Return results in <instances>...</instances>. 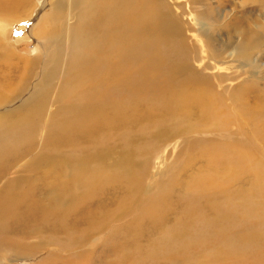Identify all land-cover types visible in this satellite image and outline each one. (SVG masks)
I'll list each match as a JSON object with an SVG mask.
<instances>
[{"label": "bare ground", "instance_id": "obj_1", "mask_svg": "<svg viewBox=\"0 0 264 264\" xmlns=\"http://www.w3.org/2000/svg\"><path fill=\"white\" fill-rule=\"evenodd\" d=\"M30 3L0 0V12L14 20V12ZM170 3L168 7L164 0H47L44 7L49 13L35 36L36 55L20 58L3 50L0 245L5 249L30 258L35 246L28 241L40 232H49L54 240L62 238L66 250L75 249L89 242L94 231L131 213L136 214L132 222L107 238L103 254L90 249L93 258L80 253L75 262L264 264V193L261 199L258 195L263 184L256 183L252 191L234 199L228 192L233 182L228 178L230 167L258 164L263 169L244 145L229 140L206 144L202 156L208 165L177 199L170 190L180 180L179 172L144 204L139 203L143 191L139 178L134 177L136 185L106 172L102 153L112 135L129 128L135 111L158 121L152 105L162 103L178 122L204 120L201 114L213 106L211 117L227 122L209 76L194 77L182 40L174 41L181 37V9L193 12L195 7L190 0ZM187 75L196 87L178 95L179 77ZM58 77V84H53ZM51 88L64 92L58 95L59 107L48 113ZM195 101L203 102L200 112ZM132 167L128 160L126 169ZM40 264L53 263L46 258Z\"/></svg>", "mask_w": 264, "mask_h": 264}, {"label": "rangeland", "instance_id": "obj_2", "mask_svg": "<svg viewBox=\"0 0 264 264\" xmlns=\"http://www.w3.org/2000/svg\"><path fill=\"white\" fill-rule=\"evenodd\" d=\"M46 1L31 0L29 7H20L14 12V20L0 12V56L4 49L15 52L20 58L31 59L36 55L35 36L43 28L44 17L49 13V7H44ZM164 1L169 7L170 0ZM190 1L195 7L194 11L189 7L181 9V37H175L174 41L182 40L188 63L194 71L192 75L209 76L211 91L220 96L224 107L221 115L227 122L220 123L223 121L211 117L209 113H213V106L207 109V116L201 114L207 120L191 117L178 122L173 120L171 111L162 103L161 107L159 104L152 105L155 116H160L158 121L156 118L150 119L142 111H135L128 123L129 128L119 135H112L108 148L102 153L106 172L114 179L124 178L123 182L136 185L139 183H135L134 177L139 178L143 186L140 204L156 198L161 192L159 185L171 183L173 175L179 172L180 180L170 190L172 197L177 199L208 165L202 156L204 148L212 143L224 144L220 142L229 140L244 145L263 167L260 168L258 164L230 167L228 178L230 183L233 181L228 187V190L231 189L228 191L230 197L234 199L240 192L252 191L257 183L260 186L263 184L262 194H258L261 199L264 193V0ZM159 39L155 38L154 41ZM61 56V53L56 55L59 60ZM188 77H179L175 86L178 95L190 89L194 91L196 84ZM52 82L57 85L59 77ZM61 92H64V88H51L48 113L59 107L58 95ZM195 102L200 112L204 107L203 102ZM45 130L46 123L42 125L41 133L44 134ZM128 160L133 164L131 171L126 169ZM112 185L116 183L112 182ZM135 215L128 213L119 216L100 232L94 231L89 242L75 249L66 250L62 246V238L59 239L63 235L58 237L59 240H54L49 232L30 237L28 244L35 246V249H31L33 256L30 258L15 255L13 250L10 251L11 247L5 249L0 245V264H40L46 258L53 264H62L63 261L58 262L60 260L77 264L75 261L80 253L90 254L92 258L91 250L94 254H103V244L107 238L116 236V231L127 227ZM139 233L136 231L135 234ZM10 238L14 240V237Z\"/></svg>", "mask_w": 264, "mask_h": 264}]
</instances>
